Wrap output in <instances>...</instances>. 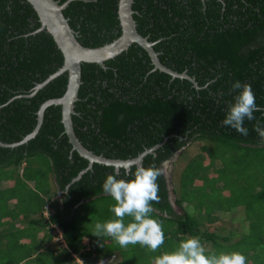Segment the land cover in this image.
<instances>
[{
	"label": "trees",
	"instance_id": "trees-1",
	"mask_svg": "<svg viewBox=\"0 0 264 264\" xmlns=\"http://www.w3.org/2000/svg\"><path fill=\"white\" fill-rule=\"evenodd\" d=\"M117 5L118 0H70L63 14L77 40L94 47L120 34ZM132 9L137 31L154 42L160 61L188 77H174L154 69L146 50L134 42L107 59L105 67L94 62L82 63L78 99L71 116L75 135L87 149L108 158H132L157 145L143 157L142 165L161 169L156 181L159 200L150 201V216L161 223L165 235L162 245L172 246L195 236L201 244L210 242L206 254L240 251L247 258L246 264H264V140L254 128L258 121L264 124V0H133ZM39 26L38 16L28 1L0 0L2 142L18 141L32 131L40 105L46 99L61 96L66 89L64 72L30 94L37 83L63 63L52 36L45 29L37 30ZM234 80L252 86L260 107L254 113L257 119L244 121L247 135L222 124L229 103L237 95L238 90L231 87ZM61 119V106L49 105L33 138L13 147L0 145V180L12 178L11 173L23 165L14 178L11 196L3 198L15 196V207L25 217L31 212L40 214L33 220L39 224L46 219L41 216V196L56 195L59 191L62 208H56L49 221L61 228L68 247L65 254L85 255L88 264H98L107 256H123L120 262L124 263L126 250L116 245L114 239L111 246L105 245L107 242L100 244L94 224L89 228L80 224L88 217L90 221L94 219L93 212L100 216L97 203L102 201L108 207L103 219H116L112 211L116 202L102 188L106 175L116 171L111 165L94 162L72 180L88 166V160L72 149ZM198 140L206 143L190 156L177 184L173 182L170 188L162 171L163 163ZM207 143L215 148L205 162L200 156L207 150ZM219 148L223 154L217 155L214 150ZM228 150L233 152L229 159ZM238 151L244 155L238 156ZM220 158L225 165L215 164ZM237 167L251 171L243 175ZM118 170L120 177L133 178L123 176V167ZM136 170L135 165L129 169L130 173ZM52 178L53 188L49 186ZM220 179L226 185L238 179L243 182L235 191L238 200L228 203L229 208L242 202L247 209L257 211L254 219L249 217V232L235 240L236 233L232 231L219 235L202 228L204 222L198 215L204 210L208 222L216 218L211 216L215 209H211L208 200H199L204 195L199 193L208 189V183ZM171 194L179 213L174 209ZM187 200L195 202V212L182 206ZM110 207L112 216L107 219ZM131 220L130 216L124 217L125 224ZM93 242L95 254L83 253V247ZM146 248L137 243L130 263L148 264ZM149 254L154 256L152 251ZM152 256L150 259L156 258Z\"/></svg>",
	"mask_w": 264,
	"mask_h": 264
},
{
	"label": "clouds",
	"instance_id": "clouds-1",
	"mask_svg": "<svg viewBox=\"0 0 264 264\" xmlns=\"http://www.w3.org/2000/svg\"><path fill=\"white\" fill-rule=\"evenodd\" d=\"M231 87L238 91L227 107L222 124L242 135H247L248 128L244 121L257 119L254 113L260 111V107L249 83L234 80ZM254 128L264 140V124L258 121ZM160 174V168L150 165L146 168L140 167L134 173L125 169L123 176L132 175L133 178L130 180L120 177L119 170L106 175L102 188L116 202L112 205L116 219L96 222L94 225L96 236H110L121 247L139 243L152 251L157 250L164 243L165 235L161 223L150 216L153 211L150 201L159 200L156 181ZM125 216L132 217L127 224L124 222ZM246 261V256L240 251L206 254L199 238L195 236L180 240L174 251L163 252L155 258V264H246Z\"/></svg>",
	"mask_w": 264,
	"mask_h": 264
},
{
	"label": "water",
	"instance_id": "water-1",
	"mask_svg": "<svg viewBox=\"0 0 264 264\" xmlns=\"http://www.w3.org/2000/svg\"><path fill=\"white\" fill-rule=\"evenodd\" d=\"M26 1L31 4L40 21V26L37 30L45 29L52 36L63 55L62 65L42 82L37 83L30 94H33L47 82L64 72L67 73V85L61 96L46 99L40 105L37 111V123L32 131L22 137V139L15 142L6 143L0 141V145L13 147L25 143L29 139L33 138L38 132L43 121L45 109L49 105L54 104L61 106V120L72 149L76 150L81 156L88 160V166L85 169H82L72 180L79 178L81 173L86 169L91 168L94 162L111 165L114 167L115 171H117L120 167L129 170L132 165H135L137 169L143 167V157L147 153L152 152L157 145L144 149L132 158H108L102 154H95L91 150L87 149L75 135L71 116L75 113L74 102L78 99L77 93L81 83V64L85 62H94L105 67L104 62L107 59L115 57L122 51L126 50L130 44L134 42L146 50L154 69L165 71L174 77H188V75L185 72L179 73L174 71L164 65L160 61L158 53L153 48L154 42L148 40L147 37L141 35L137 31L136 23L132 16L133 0H118L117 14L120 25V34L112 41L94 47L85 46L77 40L75 30L70 26L68 18L63 14V9L67 6L70 0H65L61 3L59 0ZM192 81L194 82L193 79ZM107 258L103 257L99 261L104 262Z\"/></svg>",
	"mask_w": 264,
	"mask_h": 264
},
{
	"label": "crops",
	"instance_id": "crops-1",
	"mask_svg": "<svg viewBox=\"0 0 264 264\" xmlns=\"http://www.w3.org/2000/svg\"><path fill=\"white\" fill-rule=\"evenodd\" d=\"M22 168L23 165L18 167V171L11 173L12 178L0 180V264H74L76 262L78 264H88L89 262L85 260V255L72 253V256H67L65 254L68 251V247L63 238L61 228L56 222L49 221V216L54 210L62 208V199L59 191H57L56 195L50 193V196H41L44 197L41 216L46 217V219L39 224L33 220L39 218L40 214L31 212L30 216L25 217L16 209L15 197L7 200L3 198L4 192L11 193V189L14 187V178L17 173H21ZM29 184L32 186V182ZM54 185V178H52L49 181V186L53 188ZM172 195V202L176 211L175 196L174 194ZM40 204L38 202V205ZM184 204L189 207L195 205V202L187 200L182 203L183 207H185ZM176 212L179 213L178 211ZM72 214L73 212L67 216ZM80 224L84 226L86 222H81ZM93 243L84 246L82 252L89 251V255H94L95 252L92 249L95 246V242ZM88 258L89 256H87ZM114 259L116 260H109L105 264L115 263L119 258H116L115 255Z\"/></svg>",
	"mask_w": 264,
	"mask_h": 264
},
{
	"label": "rangeland",
	"instance_id": "rangeland-1",
	"mask_svg": "<svg viewBox=\"0 0 264 264\" xmlns=\"http://www.w3.org/2000/svg\"><path fill=\"white\" fill-rule=\"evenodd\" d=\"M206 142L205 141H201V140H198V141H193V142H190L189 144H187L185 147H183L181 150H179L178 152H176L170 159H168L166 161V163L164 162L163 165H162V171L164 172V174L166 175L168 181H169V187L172 188L173 186V181L175 182V184H177L176 180L178 179V176L180 175L181 173V170L182 168L184 167V165L186 164L187 160L190 158V156L192 155H195L197 154L199 151H200V148L202 145H204ZM208 144V148L205 152H203V154H201L200 157H204L206 160L205 162H207V159H208V155L211 154V151L212 149H214L215 147L213 146L212 143H207ZM215 153L218 154H223V150L221 148L219 149H215L214 150ZM228 153H226V156L229 158L232 157V154L233 152L231 153L230 150L227 151ZM238 156L240 155H244L242 151H238L237 152ZM216 158H219V157H216ZM249 160L251 158H248ZM222 161V162H221ZM225 165L224 161L220 158V159H216L215 160V164H221L222 165ZM229 165V164H228ZM239 168L241 174H249V172L251 171L250 168L248 169H244V168H241V167H237V169ZM249 170V171H248ZM239 172V171H238ZM239 172V174H240ZM245 172V173H244ZM236 177V176H235ZM240 177V176H239ZM198 182H201L199 179L197 180ZM242 180H239L237 182L235 181H232L231 183H228L227 185L224 184V180L223 179H220L219 181H212L211 183H208V189L207 190H201L199 195H203L199 198V200L201 201H205V200H208L209 201V206H211V209L214 210L212 213H211V216H215L216 215V218H214V221L213 222H208L207 219H206V214L204 213V210H201V212L198 214L201 221L204 222V224L202 225V228H206L207 230H210V231H214L215 233L219 234V235H227L229 234L230 231L236 233V236L233 237V240L237 239L238 237L242 236L243 234L245 233H248L249 230H250V219H254V216L256 215L257 211H253V210H249L247 209V206L245 203L242 204L239 203L238 205L236 206H233L231 208L228 207V203L231 204L233 201L235 200H238L235 196V191L237 192V188L239 186H241V184H243V182H241ZM260 187H258L257 189H259ZM195 191H193V193H195ZM204 192V193H203ZM190 194H192L190 192ZM4 195L5 196H11V193L9 192H4ZM172 194H171V200H172ZM12 197H15V196H12ZM192 197V196H191ZM173 203V202H172ZM208 203V202H207ZM109 204V203H108ZM98 205V208L100 210V216L98 215V213L96 214L95 212H93L95 214V218L90 221L88 217V220H85L86 221V228H89L90 225L94 224L96 222H104L106 221V219H103V218H106L104 217V211H107L108 210V207L106 206L107 205V202H98L97 203ZM187 211L192 213V212H195V206L194 205H191L188 207V205L184 204ZM100 207H103V209L101 210ZM188 207V208H187ZM111 207L109 209V213H108V217L107 219L111 218ZM176 211L178 212H181L179 210V208L176 207ZM92 214V213H91ZM110 215V216H109ZM250 217V219H249ZM103 220V221H101ZM90 223V224H89ZM97 239L100 242V244H104L106 243L105 245H109L111 246L112 245V242L111 241L113 238L110 237V236H107V235H101V236H97ZM116 245L119 246V244L117 243ZM136 245V244H135ZM135 245H128L127 247H122L126 250V253H127V257L126 259H124V263L120 262L121 259H123V256H119L117 259V261L115 263H112V264H131V257H132V249ZM179 243L178 244H175V245H172V246H164L162 245L161 247H159L157 250L155 251H152L150 249H148V247L145 249L148 256V264H155V259H150L149 256H152L151 254H149V252H153V255L152 256L153 258L161 255L163 252H171V251H174L177 247H178ZM204 249L205 248H210L211 245H210V242H206V244H202ZM103 247V245H102ZM121 247V246H120ZM168 247V249H167ZM144 257V255H143ZM145 259V257H144ZM109 260L111 261H115L116 259H114V257L112 258H107L104 262H102L101 264H105L107 263Z\"/></svg>",
	"mask_w": 264,
	"mask_h": 264
},
{
	"label": "built area",
	"instance_id": "built-area-1",
	"mask_svg": "<svg viewBox=\"0 0 264 264\" xmlns=\"http://www.w3.org/2000/svg\"><path fill=\"white\" fill-rule=\"evenodd\" d=\"M107 257L109 258V256H107ZM107 257H105V258H107ZM97 263H98V264H101L102 262H101V261H98Z\"/></svg>",
	"mask_w": 264,
	"mask_h": 264
},
{
	"label": "flooded vegetation",
	"instance_id": "flooded-vegetation-1",
	"mask_svg": "<svg viewBox=\"0 0 264 264\" xmlns=\"http://www.w3.org/2000/svg\"><path fill=\"white\" fill-rule=\"evenodd\" d=\"M166 162V161H165Z\"/></svg>",
	"mask_w": 264,
	"mask_h": 264
}]
</instances>
